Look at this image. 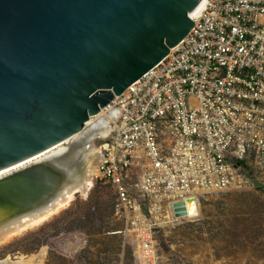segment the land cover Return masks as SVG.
Segmentation results:
<instances>
[{"label": "built area", "instance_id": "obj_1", "mask_svg": "<svg viewBox=\"0 0 264 264\" xmlns=\"http://www.w3.org/2000/svg\"><path fill=\"white\" fill-rule=\"evenodd\" d=\"M192 20L81 131L106 128L94 177L115 192L135 264H159L155 229L188 216L187 199L264 184V0H204Z\"/></svg>", "mask_w": 264, "mask_h": 264}, {"label": "water", "instance_id": "obj_2", "mask_svg": "<svg viewBox=\"0 0 264 264\" xmlns=\"http://www.w3.org/2000/svg\"><path fill=\"white\" fill-rule=\"evenodd\" d=\"M201 1L0 0V169L80 133L180 43ZM17 175L0 185L36 206L62 174L43 162Z\"/></svg>", "mask_w": 264, "mask_h": 264}, {"label": "rangeland", "instance_id": "obj_3", "mask_svg": "<svg viewBox=\"0 0 264 264\" xmlns=\"http://www.w3.org/2000/svg\"><path fill=\"white\" fill-rule=\"evenodd\" d=\"M99 142L93 139L92 147ZM261 185L201 195L195 216L156 228L159 264H264ZM124 227L113 188L92 176L85 195L75 193L47 219L0 242V260L43 251L33 264H135L133 240Z\"/></svg>", "mask_w": 264, "mask_h": 264}, {"label": "bare ground", "instance_id": "obj_4", "mask_svg": "<svg viewBox=\"0 0 264 264\" xmlns=\"http://www.w3.org/2000/svg\"><path fill=\"white\" fill-rule=\"evenodd\" d=\"M203 6L204 0L191 12V18L197 16ZM105 133L106 128L103 126L91 127L90 130L74 134L72 137L66 138L36 155L0 169V179L12 176L13 181L9 185L16 183L20 176L17 174H22L25 170L35 169L36 166L43 162H50L55 170L62 174L58 176L60 183L51 191L50 196L43 203L36 206H32L34 202L31 204L30 198L26 202L15 200V196L10 194L16 192L7 191L9 187L7 184L0 185V203L2 204L0 205V236L4 235V240L12 234L19 233L23 229L37 225L47 219L50 215L66 206L75 193L86 194L92 184V176L96 173V164L100 157L99 148L92 147L90 139L96 134L104 135ZM83 152L85 154L88 152V157H85ZM39 199L41 198L37 200ZM12 206L20 207V209L11 210ZM25 206L27 208L22 210V207ZM42 253L17 260L6 257L0 260V264H33L36 257L39 259L42 257Z\"/></svg>", "mask_w": 264, "mask_h": 264}, {"label": "trees", "instance_id": "obj_5", "mask_svg": "<svg viewBox=\"0 0 264 264\" xmlns=\"http://www.w3.org/2000/svg\"><path fill=\"white\" fill-rule=\"evenodd\" d=\"M252 179L254 180L255 185H257V186H260L261 185L257 180H255V177L254 176L252 177ZM261 187L264 189V186L261 185Z\"/></svg>", "mask_w": 264, "mask_h": 264}]
</instances>
